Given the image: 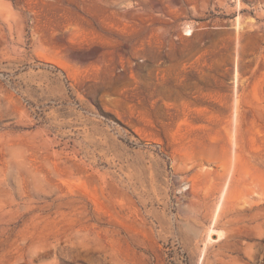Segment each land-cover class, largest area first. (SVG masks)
Segmentation results:
<instances>
[{
    "label": "rangeland",
    "instance_id": "374dc122",
    "mask_svg": "<svg viewBox=\"0 0 264 264\" xmlns=\"http://www.w3.org/2000/svg\"><path fill=\"white\" fill-rule=\"evenodd\" d=\"M0 264H264V0H0Z\"/></svg>",
    "mask_w": 264,
    "mask_h": 264
}]
</instances>
